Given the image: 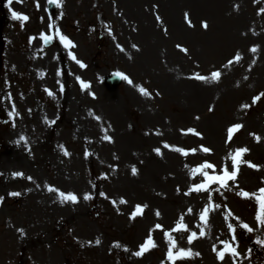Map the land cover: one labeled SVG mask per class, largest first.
I'll return each instance as SVG.
<instances>
[{
  "label": "rangeland",
  "instance_id": "1",
  "mask_svg": "<svg viewBox=\"0 0 264 264\" xmlns=\"http://www.w3.org/2000/svg\"><path fill=\"white\" fill-rule=\"evenodd\" d=\"M11 5L29 19L0 14V264H264V0ZM117 72L133 83L110 87ZM240 148L236 178L209 183ZM205 162L215 167L193 172ZM149 236L155 247L136 256Z\"/></svg>",
  "mask_w": 264,
  "mask_h": 264
},
{
  "label": "snow or ice",
  "instance_id": "2",
  "mask_svg": "<svg viewBox=\"0 0 264 264\" xmlns=\"http://www.w3.org/2000/svg\"><path fill=\"white\" fill-rule=\"evenodd\" d=\"M7 2H8V5L10 6L12 4L13 0H7ZM49 2L50 3H57L58 0H49ZM261 11H264V9H262ZM11 15H12V18L15 19V20L27 21L29 19L28 16L23 15V14H20V13H17L15 11H12ZM203 26L206 28L207 27V23L205 22ZM49 27L51 28L52 25L50 24ZM56 33L59 35V39L64 44L65 47H69V46H73L74 47V45H72V42L66 36H64L62 34H59V29L58 28L56 29ZM32 39H35V37H33ZM41 39L45 42V44H47L48 42H50L53 39V37L52 36H49V35H46L44 33H41ZM133 47H135V45H133ZM177 47H180V46L178 45ZM251 50L252 51H255L256 49L254 47ZM183 51L187 52V49H183ZM70 55L72 56V59H74V60L76 59V57L73 54L70 53ZM239 58H240L239 55H237L236 56V59L238 60ZM76 62L78 64H80L81 67H85V65L83 64V62H81L79 60H77ZM229 63L231 64L232 61H229ZM115 74L118 77H120L121 79L126 80L129 84H132L133 83V81L127 75H125L123 73H120V72H117ZM211 75H212L213 78H219L220 73L219 72H213ZM195 78L196 79H200V80L206 79L205 77L199 76V75H197ZM77 79H79V78H77ZM81 85H82V87H88V85H86L83 81H81ZM138 90L140 91V93L142 95H149L148 91L144 87H142V86H138ZM49 94H51V93H49ZM260 96H264V93H261ZM260 96L254 97L253 98V102L255 103L257 100H259L260 99ZM245 107H248V105H245ZM97 119H99V117H97ZM240 128H242V125L241 124H234V125H232V126H230L228 128L227 133H228V141L229 142L232 139V136L234 134V131H237ZM187 131L188 132H194L196 135H200V133L195 132L194 129H188ZM256 138H257V140H259V137H256ZM21 139H24V138L21 137ZM105 139H110V138L106 136ZM17 143H19V141H17ZM155 151L157 153L160 152L159 149H155ZM176 151H179V152H181V153H183L185 155L187 154V152L184 149L177 148ZM192 151H195V150H192ZM203 151L204 152H210L211 150L208 149V148H203ZM247 151H248L247 148H240V149H237L235 151V154H232V153L229 154L231 156L232 165H233V168H234V170L231 173L228 171V168L227 167H225L223 169V174L222 175L209 176L208 173L205 172L204 175L207 177L208 182L209 183H211V182H218L222 186H225L226 185V182L228 180L235 179L236 178V175H237V171L235 169H238V164L240 162V157H241V155L243 153H245ZM65 154L67 155L68 153L65 152ZM248 163H249V166L250 167H258L257 165H253L250 162H248ZM214 167L215 166L213 164L208 163V162H205V163L199 165V167L197 169H194L193 172L199 171L201 169H209V168H214ZM132 171H133V174L136 173V169L134 167H133ZM13 176H23V173L16 172V173H13ZM28 179L31 180L32 178L31 177H28ZM207 187H208V185L206 183H202V184H199V185H195V190L196 191H200L202 189H205L206 190ZM49 191H58V190L49 187ZM258 191L260 193L259 196H256L255 193H248V192H243V191L240 194L243 195L246 198H250V197L256 196L258 202L261 205L262 212H264V188H261ZM59 194H60L61 197H63L67 201H71L73 203L78 202V197L74 193H67V194H65L64 192H60ZM10 195L18 196V195H20V193H11ZM101 195H104V193H101ZM2 199L3 198L0 197V200H2ZM84 199L85 200L91 199V196L89 194H85L84 195ZM209 199H211V196H209ZM120 202L121 203H125L126 201L121 200ZM113 203H115V202H113ZM142 207H146V206H141V205H137L136 206V211L132 213L133 218H135V216L138 213L141 212ZM215 207H219V205H216ZM208 210H209L208 208H205L203 210V212L201 213V220H206V214H207ZM189 212H191V209H189ZM157 215H159L158 212H157ZM257 220L258 221H261V223H264V216H262L261 214H258L257 215ZM241 226L243 228L247 229L249 232L253 231V229L248 224H242ZM228 227H229V229H232L233 228L232 224H229ZM156 228H162V225L157 224L156 225ZM186 228H187V226L183 224V217H181L180 218V221L177 222L176 228L174 230H181V229L186 230ZM19 231L21 233H23V229H20ZM165 235L169 237V240L171 242V245H172V247H174L175 246V242L172 241L170 234L169 233H165ZM195 235H196V233H192V235H190L188 237L189 242H191L192 238ZM200 235H204V233L201 232ZM257 242L264 244V241H257ZM96 243H99V240H97ZM149 247H155V242L151 239V236H149L148 239L143 244L140 245V250L137 251V252H135L134 254L136 256H141V255H143V253L145 251H147L149 249ZM230 251L232 252L233 255H237L235 248H231ZM189 253H190V250L186 251L184 249H181L180 252H179V255L184 256V255H188ZM197 255H198V253H197ZM218 255H219V258L223 259V256H224V253L223 252H220ZM168 257L170 259L173 258V252L171 250V247H170V249L168 251Z\"/></svg>",
  "mask_w": 264,
  "mask_h": 264
},
{
  "label": "bare ground",
  "instance_id": "3",
  "mask_svg": "<svg viewBox=\"0 0 264 264\" xmlns=\"http://www.w3.org/2000/svg\"><path fill=\"white\" fill-rule=\"evenodd\" d=\"M14 7H11L12 10ZM17 9H15L17 12H18V9L19 7H16ZM2 8H0V11H1ZM0 27H1V24H0ZM1 32V30H0ZM37 46H34L33 49L36 50ZM143 51H145V49L143 48ZM47 67L49 68V64L47 65ZM13 147V146H12ZM15 148V147H14ZM16 149V148H15ZM15 149H10V150H7L5 153L6 155L3 156V161H6L7 163L9 162V157H13L17 151Z\"/></svg>",
  "mask_w": 264,
  "mask_h": 264
},
{
  "label": "water",
  "instance_id": "4",
  "mask_svg": "<svg viewBox=\"0 0 264 264\" xmlns=\"http://www.w3.org/2000/svg\"><path fill=\"white\" fill-rule=\"evenodd\" d=\"M111 83L115 85L117 83V79H114V81H112Z\"/></svg>",
  "mask_w": 264,
  "mask_h": 264
}]
</instances>
